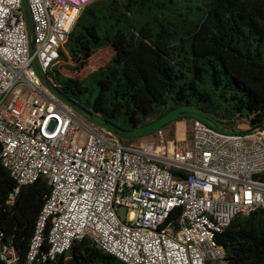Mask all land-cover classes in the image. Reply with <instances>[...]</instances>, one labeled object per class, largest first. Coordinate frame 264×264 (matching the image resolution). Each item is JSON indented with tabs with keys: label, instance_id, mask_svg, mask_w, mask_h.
Segmentation results:
<instances>
[{
	"label": "built area",
	"instance_id": "2783aa9c",
	"mask_svg": "<svg viewBox=\"0 0 264 264\" xmlns=\"http://www.w3.org/2000/svg\"><path fill=\"white\" fill-rule=\"evenodd\" d=\"M90 1L0 0V163L16 183L7 202L39 177L50 184L23 264L81 238L124 264H214L233 217L264 210V127L193 119L188 143L155 144L80 121L40 75L54 85L47 72ZM0 260H18L1 231Z\"/></svg>",
	"mask_w": 264,
	"mask_h": 264
},
{
	"label": "trees",
	"instance_id": "16d2710c",
	"mask_svg": "<svg viewBox=\"0 0 264 264\" xmlns=\"http://www.w3.org/2000/svg\"><path fill=\"white\" fill-rule=\"evenodd\" d=\"M104 46L111 56L91 72L97 91L87 109L97 124L129 130L168 107L193 110L183 113L214 126L247 122L264 127V0H92L64 41L72 62L66 68L79 72ZM52 82L69 98L88 90L85 76L53 77ZM15 186L0 163V231L16 251V264H23L50 184L39 177L21 185L7 202ZM178 214L174 208L169 219L175 222ZM217 239L224 253L214 264H264V210L235 215ZM47 248L44 238L41 249ZM80 259L124 264L87 238L33 264H77Z\"/></svg>",
	"mask_w": 264,
	"mask_h": 264
},
{
	"label": "rangeland",
	"instance_id": "374dc122",
	"mask_svg": "<svg viewBox=\"0 0 264 264\" xmlns=\"http://www.w3.org/2000/svg\"><path fill=\"white\" fill-rule=\"evenodd\" d=\"M29 52L31 54L32 51L30 50ZM110 56L111 48L109 46H104L97 49L92 54V56L87 60L85 66L79 72L70 73L66 68V65L72 64V62L69 59L68 50L65 48L60 61L53 67L49 68L48 75L51 79H53V77L61 79L63 76H76L79 78L85 76L88 90H86L83 94L72 95L70 98L86 109H91V103L97 91L94 75L91 74V72L96 70L98 67L104 66L108 62ZM72 110L78 119L83 123H94V121L84 112L75 108H72ZM190 111L193 110L170 109L168 107L158 108L138 126L129 130H120L118 135L124 142L127 143L152 142L157 144L160 140H162L163 142L170 141L179 144H186L188 143V135L191 129L192 120L197 116L193 113H183ZM181 115L190 116L191 118H180ZM159 132L161 133V137L159 136ZM124 213V209L119 211L121 216H124ZM77 264L86 263L84 260L80 259L77 261Z\"/></svg>",
	"mask_w": 264,
	"mask_h": 264
},
{
	"label": "water",
	"instance_id": "95a60500",
	"mask_svg": "<svg viewBox=\"0 0 264 264\" xmlns=\"http://www.w3.org/2000/svg\"><path fill=\"white\" fill-rule=\"evenodd\" d=\"M23 8H25V13L27 15V30H28V43H29V47L30 50L33 49V41H32V32L30 29V22H29V16L27 13V9L25 7V4L23 3ZM42 82L52 91L54 92L58 97H60L63 101H65L67 104H69L72 108L78 109L82 112H84L88 117H92V112L88 111L85 107L81 106L80 104H78L77 102L73 101L72 99H70L69 97H66L64 94H62L60 91H58L54 85H52V83L47 80V78L44 75H40ZM208 121V120H206ZM210 124H212L214 126L213 123H211L210 121H208ZM115 134L118 135L119 131L115 128L111 129ZM206 264H212L211 262H206Z\"/></svg>",
	"mask_w": 264,
	"mask_h": 264
},
{
	"label": "flooded vegetation",
	"instance_id": "af4514ba",
	"mask_svg": "<svg viewBox=\"0 0 264 264\" xmlns=\"http://www.w3.org/2000/svg\"><path fill=\"white\" fill-rule=\"evenodd\" d=\"M71 99V98H70Z\"/></svg>",
	"mask_w": 264,
	"mask_h": 264
}]
</instances>
